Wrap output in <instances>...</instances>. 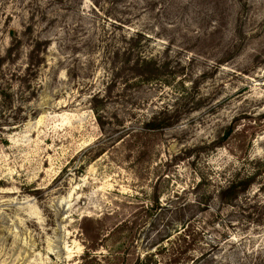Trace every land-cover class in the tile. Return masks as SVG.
I'll return each mask as SVG.
<instances>
[{"label":"rangeland","instance_id":"obj_1","mask_svg":"<svg viewBox=\"0 0 264 264\" xmlns=\"http://www.w3.org/2000/svg\"><path fill=\"white\" fill-rule=\"evenodd\" d=\"M2 89L0 264H264V0H0Z\"/></svg>","mask_w":264,"mask_h":264},{"label":"trees","instance_id":"obj_2","mask_svg":"<svg viewBox=\"0 0 264 264\" xmlns=\"http://www.w3.org/2000/svg\"><path fill=\"white\" fill-rule=\"evenodd\" d=\"M18 41L19 40L17 39L15 40V42ZM19 44L20 42L13 44V46L7 50V54L3 58L9 60V62L15 60L19 50ZM34 53H35L34 50H32L30 53L29 58L31 59V61L28 65L29 67L30 65L32 66L35 65L33 61ZM156 65L157 63L155 61H153L152 59L148 60L146 58L137 59L133 63V67H135V69L139 71V73L137 74H139V76L142 77L143 81H151L154 78V76H156L155 72L158 70ZM19 75L20 74L15 75L13 73L11 80H13L14 76L17 77ZM0 97L3 102L11 105V99H12L11 91H7V89L0 90ZM95 111L99 124L102 126L103 119L100 116L98 109H95ZM177 112H178L177 109L171 110L169 108H164L162 111L155 114L148 122L145 123L144 132L148 133L151 131L161 130L163 128L172 126L176 120L175 117ZM0 130H3L2 125H0ZM232 132H233L232 129L228 130L225 133L224 138L228 139L232 134ZM256 175L257 173L255 175H249L245 177H240L236 175L228 183H226V185L220 186L217 193V198L220 201V203H222V205L224 206H234L233 204L236 203L241 198L242 195L248 193L251 187L255 184L254 182ZM200 204H205V202L202 201V203L200 202Z\"/></svg>","mask_w":264,"mask_h":264}]
</instances>
